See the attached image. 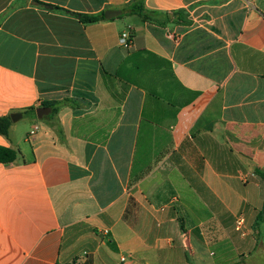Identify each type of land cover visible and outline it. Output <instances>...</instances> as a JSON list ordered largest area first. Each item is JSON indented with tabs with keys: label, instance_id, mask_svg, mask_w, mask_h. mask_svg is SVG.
<instances>
[{
	"label": "crops",
	"instance_id": "obj_1",
	"mask_svg": "<svg viewBox=\"0 0 264 264\" xmlns=\"http://www.w3.org/2000/svg\"><path fill=\"white\" fill-rule=\"evenodd\" d=\"M13 113L0 264H264V0H0Z\"/></svg>",
	"mask_w": 264,
	"mask_h": 264
},
{
	"label": "trees",
	"instance_id": "obj_2",
	"mask_svg": "<svg viewBox=\"0 0 264 264\" xmlns=\"http://www.w3.org/2000/svg\"><path fill=\"white\" fill-rule=\"evenodd\" d=\"M78 20L83 24L88 23H94L98 20L103 19V15H76ZM54 103H44L42 106L44 107H52ZM30 112H34L33 108L29 109ZM52 112H56L55 109L52 110ZM11 125L10 117H0V134L4 137L8 136L9 128ZM20 154L19 150H14L11 148H5L0 146V163L1 164H11L13 163L18 155ZM256 174L258 176H264V172H261L260 170H256Z\"/></svg>",
	"mask_w": 264,
	"mask_h": 264
},
{
	"label": "water",
	"instance_id": "obj_3",
	"mask_svg": "<svg viewBox=\"0 0 264 264\" xmlns=\"http://www.w3.org/2000/svg\"><path fill=\"white\" fill-rule=\"evenodd\" d=\"M119 15H120L119 12H114V11H106L104 13L105 19H111V18L117 17ZM49 111H50V109L47 107H40V108H37L35 110L36 116L38 119H40L43 115H47L49 113ZM20 118H21V114H19V113H13L10 115V120L13 123L17 122Z\"/></svg>",
	"mask_w": 264,
	"mask_h": 264
},
{
	"label": "built area",
	"instance_id": "obj_4",
	"mask_svg": "<svg viewBox=\"0 0 264 264\" xmlns=\"http://www.w3.org/2000/svg\"><path fill=\"white\" fill-rule=\"evenodd\" d=\"M119 43L124 48H128L130 46V41L128 39L127 33H124L121 35ZM33 133H34V131H31L29 134L32 135ZM242 224H243V220L241 218L237 219V221L235 223V230L240 231Z\"/></svg>",
	"mask_w": 264,
	"mask_h": 264
},
{
	"label": "rangeland",
	"instance_id": "obj_5",
	"mask_svg": "<svg viewBox=\"0 0 264 264\" xmlns=\"http://www.w3.org/2000/svg\"><path fill=\"white\" fill-rule=\"evenodd\" d=\"M27 128V117H25L17 123V130L15 132L16 137L19 138L20 136H22Z\"/></svg>",
	"mask_w": 264,
	"mask_h": 264
}]
</instances>
